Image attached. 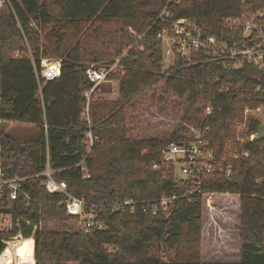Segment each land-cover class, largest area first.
Listing matches in <instances>:
<instances>
[{
  "label": "trees",
  "instance_id": "trees-1",
  "mask_svg": "<svg viewBox=\"0 0 264 264\" xmlns=\"http://www.w3.org/2000/svg\"><path fill=\"white\" fill-rule=\"evenodd\" d=\"M2 7V169L24 180L16 200L7 190L0 197V213L12 217L11 230L0 239L32 236L35 264H264V139L249 141L261 122L243 114L245 107L264 108V66L255 70L244 60L237 69L225 68L198 53L190 59L176 55L163 68L162 44L156 39L170 21L188 18L202 35L243 47L253 36L245 37L228 22L264 21L255 16L264 12V0H3ZM164 7L166 21L158 19ZM47 56L61 60L60 75L39 91L35 68ZM117 58L118 67L108 76L117 82L116 95L91 100L88 127L81 117L82 93L91 85L85 70ZM146 92L178 119L172 131L149 138L132 135L129 121L146 103L138 100ZM206 104L211 106L207 117L202 113ZM5 123L34 131L21 144L4 132ZM191 127L230 164L229 175H206L198 190L238 200L237 261L201 259L203 215L214 207L198 194H187L193 184L175 178L174 164L161 162L168 145L195 138ZM88 130L94 139L89 149ZM227 152L238 156L231 159ZM46 162L54 178L66 183V194L81 199L84 213L101 229L84 230L61 204L66 194L46 192L38 176ZM172 196L162 210L158 200ZM124 200L131 204L122 205ZM4 247L0 243V253Z\"/></svg>",
  "mask_w": 264,
  "mask_h": 264
},
{
  "label": "built area",
  "instance_id": "built-area-1",
  "mask_svg": "<svg viewBox=\"0 0 264 264\" xmlns=\"http://www.w3.org/2000/svg\"><path fill=\"white\" fill-rule=\"evenodd\" d=\"M2 1L3 0H0V6ZM255 16L261 20L264 16V12L258 11ZM168 18L169 12L166 7H164L159 14L158 19L166 21ZM228 23L232 27L239 28L242 35L245 37L248 36L250 38V36H253V38L250 39V43L243 47H228L214 36L202 35L198 25L193 20L188 18H177L167 23V25H164L156 34V39H158L162 44V67L167 68L176 55L190 59L192 55L202 53L207 57V59L220 61L225 68L232 67L237 69L241 66L242 61L245 60L247 63L252 64L255 70L261 69L264 66V21H256L254 17H248L242 20H231ZM30 59L34 61L32 57H30ZM119 61L120 58H117L111 64H90L85 70V75L91 85L82 93L85 103L81 112V117L86 122L88 127H90V102L92 99L103 97L105 95V92L101 89V85L103 83L110 82L108 81V76L118 67ZM60 67L61 60L59 58H40L38 68H35V76L39 91L45 81L53 80L59 77ZM109 93L116 95V91L113 87ZM261 111L262 107H245L243 114L245 117L247 115H252L260 118ZM202 113L205 117L209 116L211 113V106L208 104L204 105ZM245 121L246 120L239 123L237 128L241 129L245 125ZM0 123H3L2 119H0ZM194 136L195 138L191 140H184L178 144L168 145L161 151V162L174 164L175 178L183 182L187 181L193 184V187L187 190V194H198L201 199L205 200L207 203H210L212 197L214 198L219 195L230 196L229 194L201 193L198 190L206 175L220 171L229 175L230 164L225 162V157H222L221 159L216 157L209 142L203 135L195 134ZM255 137H257L256 132L251 134L248 139L249 141H252ZM85 139L87 140V149H89L94 141L90 130L86 132ZM239 141H242V139ZM225 155L231 159L238 156L236 152H227ZM246 155V152L242 153V156ZM177 166L179 167L178 171L180 176L176 173ZM157 167L158 164L156 163L151 165L152 169H156ZM54 173L55 171L50 169L48 162H46L44 170L38 174V176L42 178V186L46 192L50 194H66V183L63 180L55 179L53 176ZM23 180L24 177L17 175L8 177L4 174L2 169L0 147V197L3 192L7 190L9 198L11 200H16L21 191ZM24 197L28 201L29 198L25 193ZM173 199H175V196L162 197L158 200V206L161 207L162 210H165L167 204H169ZM61 204L65 207L68 214L78 217L81 227L84 230L101 229L100 224L91 220L92 216L90 214L84 213L83 201L81 199L66 194V197ZM121 204L129 205L131 204V201L124 200ZM155 211L156 207H154L151 212L155 213ZM11 228V215L0 213V234H8ZM14 236L1 238L0 243L8 244L9 241H7V239H11L10 237Z\"/></svg>",
  "mask_w": 264,
  "mask_h": 264
},
{
  "label": "rangeland",
  "instance_id": "rangeland-1",
  "mask_svg": "<svg viewBox=\"0 0 264 264\" xmlns=\"http://www.w3.org/2000/svg\"><path fill=\"white\" fill-rule=\"evenodd\" d=\"M1 9H3V7L0 8V10ZM44 35L45 33H40L41 40L44 39ZM29 49L28 51H30ZM46 58L54 57L47 56ZM105 85V95L103 97L113 99L115 95L109 93V90L113 87L117 92V82L110 81ZM150 96L151 93L146 92L142 93V95H140L138 98V100L144 98L146 103L138 107V112L135 113L134 117L130 119L131 122L129 121V126L133 136L143 138L161 136L166 134L168 131H172L178 121V119L174 117L169 111L156 106L155 103L149 99ZM259 120L261 122L260 125L264 124V108H262ZM190 130L192 131L193 135L199 134V132L192 127ZM33 131L34 127L29 125H19L16 123L4 124V132L10 133L12 137L21 142V144L22 141L20 140H24V137L29 136ZM178 170L179 167L177 166L176 173L180 176ZM210 205L214 207V209L210 211L205 209L203 215L201 259L208 261H237L239 259L238 239L234 225L237 220L238 200L232 196L219 195L214 198L212 197ZM14 237L7 239L9 242L8 244H4V250L9 248L13 251L16 241L18 242L22 239H31L33 241V264H35L33 237L31 236L28 238H23L19 233ZM161 255L163 257L167 256L166 252H161ZM169 255L173 257L174 253L170 252Z\"/></svg>",
  "mask_w": 264,
  "mask_h": 264
},
{
  "label": "bare ground",
  "instance_id": "bare-ground-1",
  "mask_svg": "<svg viewBox=\"0 0 264 264\" xmlns=\"http://www.w3.org/2000/svg\"><path fill=\"white\" fill-rule=\"evenodd\" d=\"M3 255L7 264H33V241L31 239L16 241L13 251L7 248Z\"/></svg>",
  "mask_w": 264,
  "mask_h": 264
},
{
  "label": "water",
  "instance_id": "water-1",
  "mask_svg": "<svg viewBox=\"0 0 264 264\" xmlns=\"http://www.w3.org/2000/svg\"><path fill=\"white\" fill-rule=\"evenodd\" d=\"M256 134L259 139H264V124H261L256 129ZM4 250L0 253V264H7L4 260L3 255Z\"/></svg>",
  "mask_w": 264,
  "mask_h": 264
}]
</instances>
